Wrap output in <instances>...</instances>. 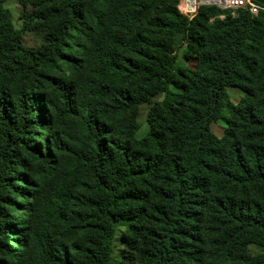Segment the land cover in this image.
<instances>
[{"label":"trees","instance_id":"trees-1","mask_svg":"<svg viewBox=\"0 0 264 264\" xmlns=\"http://www.w3.org/2000/svg\"><path fill=\"white\" fill-rule=\"evenodd\" d=\"M7 1L0 264H264V0Z\"/></svg>","mask_w":264,"mask_h":264},{"label":"rangeland","instance_id":"rangeland-1","mask_svg":"<svg viewBox=\"0 0 264 264\" xmlns=\"http://www.w3.org/2000/svg\"><path fill=\"white\" fill-rule=\"evenodd\" d=\"M3 7L8 10L10 14L11 21L15 28H20L22 23V17L24 14L28 13L31 10V7L23 8L16 0H10L3 4ZM24 45L27 47H33L37 46L40 43V37L35 34L30 33H24L22 35ZM230 100L232 103H236L241 97L242 93L237 89H229L228 90ZM163 98V94H159L154 98L156 101H160ZM148 109V106H143L140 108L139 111V122L141 124L140 131L138 133V136H142V134L146 130V124H145V116L146 111ZM224 123L222 121H219L215 124L211 125V131L213 134H215L217 137H220L223 132ZM122 230V227L117 226L116 228V234L113 239V253L112 257L116 259L119 255V252L121 250V244L119 241V233ZM254 252H257L258 250L253 248Z\"/></svg>","mask_w":264,"mask_h":264},{"label":"built area","instance_id":"built-area-1","mask_svg":"<svg viewBox=\"0 0 264 264\" xmlns=\"http://www.w3.org/2000/svg\"><path fill=\"white\" fill-rule=\"evenodd\" d=\"M202 6H214L220 10H227L231 15L239 9L247 10L252 15L262 10L253 0H180L178 10L182 15L191 19L197 9Z\"/></svg>","mask_w":264,"mask_h":264}]
</instances>
